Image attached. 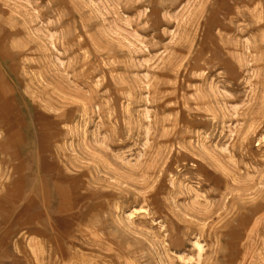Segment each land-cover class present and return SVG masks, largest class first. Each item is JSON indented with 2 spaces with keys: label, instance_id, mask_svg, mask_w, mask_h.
<instances>
[{
  "label": "rangeland",
  "instance_id": "1",
  "mask_svg": "<svg viewBox=\"0 0 264 264\" xmlns=\"http://www.w3.org/2000/svg\"><path fill=\"white\" fill-rule=\"evenodd\" d=\"M0 264H264V0H0Z\"/></svg>",
  "mask_w": 264,
  "mask_h": 264
},
{
  "label": "bare ground",
  "instance_id": "2",
  "mask_svg": "<svg viewBox=\"0 0 264 264\" xmlns=\"http://www.w3.org/2000/svg\"><path fill=\"white\" fill-rule=\"evenodd\" d=\"M204 7V6H203ZM3 79V78H2ZM5 79V78H4ZM3 81V80H2ZM4 97V96H3ZM11 97V96H10ZM20 100V99H19ZM15 103H17L16 101H15ZM18 110V109H17ZM20 115V114H19ZM14 118V117H13ZM18 119V118H17ZM13 121V120H12ZM15 121V120H14ZM14 123V122H13ZM13 125H15V124H13ZM12 126V125H11ZM16 126V125H15ZM18 127V126H17ZM14 128V127H13ZM12 130V129H11ZM15 131V130H14ZM3 138V137H2ZM23 138V137H22ZM6 140V139H5ZM9 140V139H8ZM23 140V139H22ZM41 187V186H40ZM37 193V192H36ZM36 199V198H35ZM42 201V200H41ZM31 225V224H30ZM38 225H40V224H38ZM35 231V230H34ZM37 234H42V231H35ZM200 249V248H199ZM200 251V250H199Z\"/></svg>",
  "mask_w": 264,
  "mask_h": 264
}]
</instances>
